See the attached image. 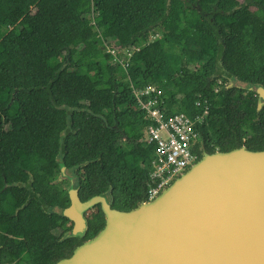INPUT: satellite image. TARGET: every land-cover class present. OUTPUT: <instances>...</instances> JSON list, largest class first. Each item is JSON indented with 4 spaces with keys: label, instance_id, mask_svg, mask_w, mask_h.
I'll use <instances>...</instances> for the list:
<instances>
[{
    "label": "trees",
    "instance_id": "16d2710c",
    "mask_svg": "<svg viewBox=\"0 0 264 264\" xmlns=\"http://www.w3.org/2000/svg\"><path fill=\"white\" fill-rule=\"evenodd\" d=\"M109 46L132 52L125 66ZM248 82L264 86V0H0V264H54L105 226L98 204L71 234L61 167L82 201L148 199L156 145L133 87L157 85L168 116L207 100L199 160L264 149Z\"/></svg>",
    "mask_w": 264,
    "mask_h": 264
},
{
    "label": "water",
    "instance_id": "95a60500",
    "mask_svg": "<svg viewBox=\"0 0 264 264\" xmlns=\"http://www.w3.org/2000/svg\"><path fill=\"white\" fill-rule=\"evenodd\" d=\"M246 88L261 107L264 86ZM77 180L62 209L74 223L71 234H85L86 212L98 204L106 224L54 264H264V149H203L159 195L129 210L112 207L103 195L82 201Z\"/></svg>",
    "mask_w": 264,
    "mask_h": 264
},
{
    "label": "built area",
    "instance_id": "2783aa9c",
    "mask_svg": "<svg viewBox=\"0 0 264 264\" xmlns=\"http://www.w3.org/2000/svg\"><path fill=\"white\" fill-rule=\"evenodd\" d=\"M108 51L124 66L132 55L130 50H125V61L123 57H119L122 51L116 47L109 46ZM220 87L218 85L217 90ZM133 93L137 104L147 112L151 121L147 128L146 142L156 145L148 180V199H154L198 160L195 148L201 137L200 126L210 113V107L207 100L199 99L196 105L201 111L193 115L180 111L168 116L162 90L157 85L151 83L141 88L133 87Z\"/></svg>",
    "mask_w": 264,
    "mask_h": 264
},
{
    "label": "rangeland",
    "instance_id": "374dc122",
    "mask_svg": "<svg viewBox=\"0 0 264 264\" xmlns=\"http://www.w3.org/2000/svg\"><path fill=\"white\" fill-rule=\"evenodd\" d=\"M239 1H241V0H239ZM121 51H123V50H121ZM165 108H166V106H165ZM190 167H191V166H190ZM190 167H189V168H190ZM189 168H188V169H189ZM188 169H187V170H188ZM187 170H186V171H187ZM75 175H76V174H75L74 171L66 170V169H65L64 172H63V174H62V177L70 178V177L75 176ZM76 177H77V176H76Z\"/></svg>",
    "mask_w": 264,
    "mask_h": 264
},
{
    "label": "flooded vegetation",
    "instance_id": "af4514ba",
    "mask_svg": "<svg viewBox=\"0 0 264 264\" xmlns=\"http://www.w3.org/2000/svg\"><path fill=\"white\" fill-rule=\"evenodd\" d=\"M63 170H65V169H63V167H61V171H62V172H64ZM75 176H76V175H75ZM75 176L70 177V180H72ZM61 179H62V174H61V177H60V178L56 179V181H57V182H60ZM91 210H95V208H93V209H91ZM89 211H90V210H89ZM89 211H87L86 213H88ZM73 225H74V223H73ZM71 232H72V231H71Z\"/></svg>",
    "mask_w": 264,
    "mask_h": 264
}]
</instances>
